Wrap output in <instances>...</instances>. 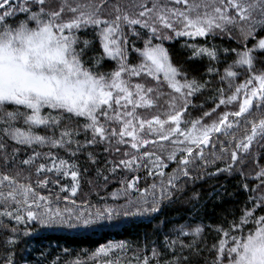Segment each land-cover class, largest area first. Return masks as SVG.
<instances>
[{"label":"snow or ice","instance_id":"6c2138e0","mask_svg":"<svg viewBox=\"0 0 264 264\" xmlns=\"http://www.w3.org/2000/svg\"><path fill=\"white\" fill-rule=\"evenodd\" d=\"M213 81L205 109L196 101ZM221 175L240 178L239 216L174 227L165 264H207L205 250L211 264H264V0H0V264H16L32 226L151 223ZM101 184L118 187L105 197ZM159 256L115 242L63 264Z\"/></svg>","mask_w":264,"mask_h":264},{"label":"trees","instance_id":"16d2710c","mask_svg":"<svg viewBox=\"0 0 264 264\" xmlns=\"http://www.w3.org/2000/svg\"><path fill=\"white\" fill-rule=\"evenodd\" d=\"M217 44L221 47L229 46L227 42L220 44L217 41ZM171 54L176 62L183 61L186 55L179 44L171 46ZM133 59L135 60V57ZM228 59L231 60V57ZM193 68L202 71L203 65L194 64ZM213 84V90L198 97L196 101L197 104L203 103L205 109L213 106L211 97L214 95L215 88L220 86L217 81H213ZM81 166H85L83 158H81ZM89 179L88 176L83 177L81 195L88 196L95 203L99 197L95 194V190L90 188ZM239 180V177L228 178L221 175L206 182H197L194 186L189 187L183 200L164 207L151 223L141 222V218L134 217L121 218L113 222L118 225L116 227L105 226L101 228L97 225L94 226V230L49 229L32 226L31 235H19L17 244L12 246L14 259L16 264H51L54 258L60 257L63 264L64 261H70L76 257L83 258L101 245L112 241L127 242L131 245L132 251L141 254V256L144 254L151 255L152 249L155 247L160 250V256L157 259L161 261V264H165V261L171 258V253L164 247V235L171 232L174 227L189 221H195L193 226L200 224L201 221L205 226L216 225L226 218L230 221L239 216L246 200V194L239 188ZM213 185L216 186L215 190ZM221 185L223 188H220ZM117 187L118 184H112L105 190L101 184L99 190L102 195L107 197ZM89 193H91L90 196ZM193 193L200 194V199L193 201L197 205L196 207H193V203L188 202V197ZM205 237L207 249H211L216 233H205ZM65 249H67V253H65ZM3 255L4 252L0 249V256ZM213 255L205 250L203 259L207 261V264H211Z\"/></svg>","mask_w":264,"mask_h":264},{"label":"rangeland","instance_id":"374dc122","mask_svg":"<svg viewBox=\"0 0 264 264\" xmlns=\"http://www.w3.org/2000/svg\"><path fill=\"white\" fill-rule=\"evenodd\" d=\"M108 243H115V242L109 241V242H107V243H105V244H103V245H106V244H108ZM103 245H101V246H103Z\"/></svg>","mask_w":264,"mask_h":264}]
</instances>
